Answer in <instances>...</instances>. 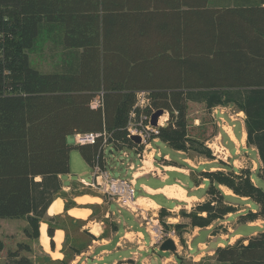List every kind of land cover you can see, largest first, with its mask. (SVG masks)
<instances>
[{
	"label": "trees",
	"instance_id": "trees-1",
	"mask_svg": "<svg viewBox=\"0 0 264 264\" xmlns=\"http://www.w3.org/2000/svg\"><path fill=\"white\" fill-rule=\"evenodd\" d=\"M263 5L264 0L224 9L208 8L207 0H0L5 42L0 47V219L26 216L37 238L40 219L60 192L58 176L70 173L67 137L105 131L114 148L135 147L126 125L140 91L150 93L152 110L168 114L158 140L209 159L204 142L188 135V104H204L209 112L234 106L245 116L246 144L258 151L264 180ZM44 25L59 28L62 46L72 52L60 72L44 74L30 65L27 52ZM97 97L102 106L91 108ZM77 147L89 167L103 168L100 141ZM201 175L209 183L207 200L179 213L190 227L206 228L235 212L219 186L258 205L245 221L264 219V191L248 170ZM71 206L66 202V209ZM168 216L159 211L161 225ZM173 227L180 238L187 225ZM47 234L52 238L51 220ZM7 256L13 261L5 264H33L25 257L15 260L16 252ZM214 257L219 264H264V232L246 245L240 239L217 248Z\"/></svg>",
	"mask_w": 264,
	"mask_h": 264
},
{
	"label": "crops",
	"instance_id": "crops-1",
	"mask_svg": "<svg viewBox=\"0 0 264 264\" xmlns=\"http://www.w3.org/2000/svg\"><path fill=\"white\" fill-rule=\"evenodd\" d=\"M207 1L210 9L232 8L236 2L240 6H252L260 2V0ZM213 109L220 116L217 118L224 120L221 116L224 115V111L232 109V105ZM238 116L240 117L238 124L241 127L239 136L235 133V123L228 125L227 121H224L226 123L223 128L224 134L220 132L221 145L226 151L227 158L212 160L192 154L191 151H175L166 143L165 148L168 147L171 151L162 153L155 146L161 143L158 138L157 142L144 149L142 147L140 152L143 154V160L140 161L133 152L130 153V160L135 166L134 170L130 171L119 164L117 166L113 159L122 148L106 147L103 167L112 171V174L121 173V178L133 179L135 193L136 191L139 193L131 209L118 210L115 202L105 197L103 193L80 183L90 181L80 179L73 182L69 174L58 176L60 192L53 196L44 218L40 219L37 238H34V231L30 228L26 216L0 219V242L3 245L0 251V264L13 261L7 256L9 252H16L15 260L25 257L33 264L42 262L63 264V260L64 264H181L182 261L191 264L210 261L217 264L214 257L217 248L233 245L240 239L246 245L250 237L264 232V219L241 222V217H245L248 212L256 213L258 205L247 197L237 196L228 188L219 186L225 195V204L232 206L235 209L234 213H229L221 221L206 228L190 227L189 221L183 220L179 213L180 211L189 213L195 206L207 200L209 183L201 175L204 172H227L229 169H226V166L238 163L239 166L235 164L236 168L232 169L235 174L244 169L248 170L255 186L264 185V180L259 174L262 162L258 151L246 144L245 116L240 111L235 115ZM163 117L165 121V116ZM233 117L234 115H229L228 119L238 120ZM227 144L231 147L229 148ZM229 159H233L231 163ZM65 177L68 179L67 182L64 180ZM35 181L40 182L41 178L37 177ZM73 183L78 186L73 188ZM85 199L89 201L86 202ZM66 202L72 206L66 209ZM162 208L169 214L164 218L168 226L187 225L180 236L181 241L177 236L181 245L175 244V252L162 251L159 249L160 243L154 238L153 229L161 225L159 211ZM80 211H84L85 214L76 216ZM50 220L53 227L52 238L47 234ZM243 226L251 231L248 234L241 233L242 231L239 233ZM44 231L48 238V250L42 245ZM72 247L80 252H71L66 257L65 252Z\"/></svg>",
	"mask_w": 264,
	"mask_h": 264
},
{
	"label": "rangeland",
	"instance_id": "rangeland-1",
	"mask_svg": "<svg viewBox=\"0 0 264 264\" xmlns=\"http://www.w3.org/2000/svg\"><path fill=\"white\" fill-rule=\"evenodd\" d=\"M62 32L60 31L59 28H54V26L50 27V25H44L42 30L39 33L38 38L36 39L35 42V46L34 48H32V50L28 53V59L31 67L34 68L35 70L39 71L40 73H51V72H60L63 69H65L67 67V63L69 62V60L73 57L72 52L69 50H66L62 44H61V39H62ZM5 43V42H4ZM3 39L2 37H0V47L1 45L3 46ZM3 54L1 52L0 49V59H3ZM1 74V72H0ZM3 76H5V71H2ZM228 107V106H227ZM238 109H236L234 106H232V109H229L228 111H224V115L221 116L224 118V121H227L228 125H232L235 123V133L237 136H239V131H240V124H238L240 121V117H242V115H239L238 117H235V115L237 114ZM229 115H234L233 119H238L236 121H231L230 119H228ZM163 116H165V121L162 122L163 126H166V123L168 121V114L165 113ZM218 117H220L219 115H217ZM162 118V117H160ZM187 125H188V135L195 139V140H199L201 142H204V148H206L209 151V154L211 155L210 159H214V157L212 156V151H210L206 146L205 143L212 140V137L216 136L218 133L222 132L223 130L218 127L216 125V122H214V120L211 118L210 112L208 110L205 109L204 104H200V103H189L188 105V110H187ZM226 125V123H225ZM160 127V128H162ZM229 131V129H227ZM128 132L126 131V134ZM152 137H154L155 135H151ZM225 142V141H224ZM67 144L70 147V153H69V164H70V180L71 181H80V179H84L86 181H90L91 180V170L89 168V166L86 164V162L83 160L78 147L75 145L74 140H73V136L70 135L67 137ZM156 147H158L160 149V151H162V153L164 151H171L170 148H165L164 143H158L155 145ZM227 146L230 148L231 146L229 144H227ZM192 154H196L194 152H191ZM115 157H120V154L117 153L115 154ZM209 159V158H208ZM233 159H229L230 163L232 162ZM113 161V160H112ZM117 164V163H115ZM237 166L238 163H235ZM235 164L230 167L226 166V169L230 170V173H232V169L236 168ZM118 166V164H117ZM147 166V165H146ZM245 170V169H244ZM109 174L112 177H121V173L118 172H114L112 174V171L108 170ZM224 172V171H223ZM226 173V172H225ZM240 173V172H239ZM238 173V174H239ZM64 180L67 182V177L64 178ZM76 183L72 184L73 188H76ZM78 186V185H77ZM263 191H264V185H262L260 187ZM222 192V191H221ZM223 193V192H222ZM138 191H136V195H138ZM86 202L89 201L88 199H85ZM85 212L84 211H80L76 213V216H82L84 215ZM182 218V217H181ZM244 217H241V222H245V220L243 219ZM183 220H187L186 218H182ZM164 220V219H163ZM184 225V224H183ZM159 227H161V229L164 231V234H166V236H164L165 239L168 238H172V234L171 231L174 232L176 235L179 236V231L175 230V227L168 226L167 224L164 226L162 225H158ZM155 227L160 229L159 227ZM171 229V230H170ZM162 231V232H163ZM168 231H170L168 233ZM242 231V232H241ZM251 230L247 229L245 226H243L241 228V230L239 231V233H244V234H248ZM183 233V230L181 231ZM44 235V234H43ZM170 235V236H168ZM181 236V234H180ZM163 238L162 241H164L165 239ZM180 239V238H179ZM203 238H201L202 240ZM174 242L175 244H178V238L175 237L174 235ZM200 240V239H199ZM161 241V242H162ZM181 241V239H180ZM84 242V241H83ZM160 242V244H161ZM181 243V242H180ZM178 245H181V244ZM42 245L45 247L46 249V244H45V240L43 239V243ZM66 255H70L71 250H68L67 252H65ZM208 260V259H206ZM217 262V261H216ZM184 262L182 261L181 264H183ZM39 264H47V262H42ZM51 264V263H49ZM184 264H191L189 262L184 263ZM202 264H215L212 263L210 261H205ZM219 264V263H217Z\"/></svg>",
	"mask_w": 264,
	"mask_h": 264
},
{
	"label": "built area",
	"instance_id": "built-area-1",
	"mask_svg": "<svg viewBox=\"0 0 264 264\" xmlns=\"http://www.w3.org/2000/svg\"><path fill=\"white\" fill-rule=\"evenodd\" d=\"M134 100V105L128 113L126 131L128 132L127 137L129 139H131V137L133 136L139 137V139L141 140L140 144L133 143L135 145V147L133 148L123 147L119 151L120 157L113 158L117 164L130 171H133L135 168V166L130 160V153L133 152L140 161L143 160V154L138 151L136 147L141 146L144 149L148 147L151 143L157 142L159 128L163 126V124H159V120L156 127H152L150 125L151 115L152 113H155V111L152 110V99L150 93L145 91L137 92L135 93ZM100 106H102V102L97 97L91 103V108H97ZM217 114L218 112L214 109H212L210 112L211 118L214 120V122H216V125L223 130V128L225 127V122L222 118H217ZM151 135L155 136L152 137ZM72 136L76 146H91L95 145L98 141H100L102 146V152H104L105 148L108 146H112L111 148H113V144L108 142L109 137L105 131H103V133H74ZM205 146L210 151H212V156L215 159L227 158L225 156L226 151L221 145L220 133L212 137V140L206 142ZM91 170L92 171L90 182L84 183L83 181H81V184L103 193L105 197H108L110 200L115 202V204L119 208L118 210L131 209L134 207L136 193L134 189V183L132 182L133 179L112 177L109 174L108 170H106L104 167H100V165L98 164L94 165ZM153 230L154 238L157 240L158 243H160L163 240L164 236H166V234H164V231L161 228H154ZM169 232L170 231H168V233ZM171 234L173 235V239L174 235L177 238V235L174 232L171 231Z\"/></svg>",
	"mask_w": 264,
	"mask_h": 264
},
{
	"label": "water",
	"instance_id": "water-1",
	"mask_svg": "<svg viewBox=\"0 0 264 264\" xmlns=\"http://www.w3.org/2000/svg\"><path fill=\"white\" fill-rule=\"evenodd\" d=\"M165 114V112L163 110H156L155 113H152L151 118H150V125L152 127H156L158 120L160 117H162ZM134 144H140V139L137 136H133L131 137V140ZM176 246L173 242L172 239L168 238L165 239L161 244L159 249H161L164 252H175Z\"/></svg>",
	"mask_w": 264,
	"mask_h": 264
}]
</instances>
